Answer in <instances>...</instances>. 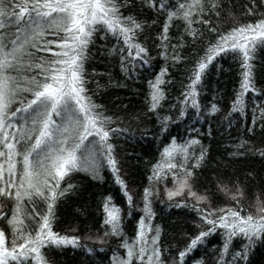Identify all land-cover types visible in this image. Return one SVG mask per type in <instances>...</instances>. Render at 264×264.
Wrapping results in <instances>:
<instances>
[{"label":"snow or ice","instance_id":"6c2138e0","mask_svg":"<svg viewBox=\"0 0 264 264\" xmlns=\"http://www.w3.org/2000/svg\"><path fill=\"white\" fill-rule=\"evenodd\" d=\"M229 57L239 83L225 110L210 74L228 71L219 61ZM125 80L146 85L143 111L98 101ZM219 132L230 143L217 157L203 141ZM137 136L167 140L145 160L142 190L131 188L121 148ZM105 171L121 203L103 195L92 227L56 231L61 205L80 191L75 177L102 181ZM157 201L183 212L174 243L155 222ZM258 246L264 0H0V264H58L50 251L68 247L107 264H253Z\"/></svg>","mask_w":264,"mask_h":264},{"label":"trees","instance_id":"16d2710c","mask_svg":"<svg viewBox=\"0 0 264 264\" xmlns=\"http://www.w3.org/2000/svg\"><path fill=\"white\" fill-rule=\"evenodd\" d=\"M190 51V50H189ZM155 57V52L152 53ZM157 65L163 64V60L159 57H156ZM224 69H228L226 72H221L217 74L215 69H212L210 74V86H215L218 90H223V106L228 103V98L231 96L232 91L237 87L239 83V69L232 63L231 58L227 60L219 61ZM91 67H96L97 71H107L111 69H106L101 64L93 63ZM184 65L180 66V70H172V76L179 80L183 75L182 69ZM158 70V66H157ZM112 74L115 78L121 79L119 76L118 68L111 69ZM102 84L107 83V77L101 80ZM127 84V87H116L109 86L102 90L101 94L98 95L97 99L100 103H104L110 109H116L118 106L123 107L127 106L126 111L130 113H135L136 111H143V102H144V92L146 91V85L141 82H128L123 81ZM259 86V85H258ZM175 91L173 95H175ZM251 99V97H248ZM211 99V93L205 95L202 103L207 102ZM219 117L213 118L212 127L215 130L219 124ZM154 123V120H153ZM187 121H185V124ZM201 131L207 130V123L200 122ZM181 130H183L184 125H181ZM171 132L173 135L177 133L176 127H171ZM235 135V133H233ZM150 142L140 139L138 136L136 139L131 140L127 143L121 141L122 155L123 158L128 162L129 167L126 170V178L129 181H135L131 183V188L136 190L137 188H143L144 184L147 183L145 179V160H153L158 156V148L163 147V143H167L163 137L161 141L163 143L151 140ZM203 143L210 145L212 149L213 156L219 157L221 153L225 152L226 146L230 143L226 138H223V132L215 133V138L212 140L204 139ZM226 154V153H225ZM259 166L258 162H255ZM104 179L102 181H94L87 177L85 174H78L75 179L80 182V191L78 194L73 195L66 203L62 204L58 211V220L59 224L55 228L56 231L66 230V226L69 222L79 223L81 230H86L85 225L92 227L94 223L100 218V212L98 211V202L100 201L103 195L111 194L116 203H121V197L119 193L118 186H116L111 179L110 174L105 171L102 173ZM210 176V173L205 172L202 180H205ZM163 198V197H161ZM154 209L157 213L155 217V222L160 223L162 227H165L167 233L165 237V242H173L172 236L174 235L173 225L177 220L181 219L183 212L175 208H169L167 205H161L158 201L154 204ZM77 210L80 212H85L88 216V219L85 220L83 216H80L77 219ZM187 211V210H184ZM134 224V221H133ZM132 224L126 229V231L131 234ZM94 230V229H93ZM79 234V233H78ZM174 243V242H173ZM212 243L215 244L217 241L212 240ZM51 256L58 262V264H100L103 261V264H107V260L103 256H91L82 252L81 250H74L71 247L65 249H53L50 251ZM253 264H264V247H257L253 257Z\"/></svg>","mask_w":264,"mask_h":264}]
</instances>
